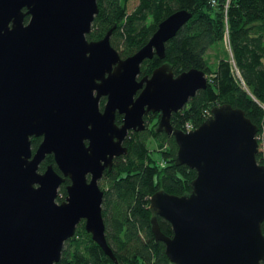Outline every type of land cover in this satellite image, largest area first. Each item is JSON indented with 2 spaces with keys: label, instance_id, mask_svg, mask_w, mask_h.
<instances>
[{
  "label": "water",
  "instance_id": "1",
  "mask_svg": "<svg viewBox=\"0 0 264 264\" xmlns=\"http://www.w3.org/2000/svg\"><path fill=\"white\" fill-rule=\"evenodd\" d=\"M97 13V0H0V264L57 263L80 222L116 261L98 182L127 153L124 140L145 128L149 112L159 113L158 131L173 135L176 164L196 171L187 194L158 190L149 198L153 235L171 263H264L257 126L241 108L220 104L196 128L174 129L171 113L206 88L204 71L174 75L162 63L140 76L144 60L164 58L165 42L191 13L167 15L124 58L110 43L113 27L86 38ZM32 138H40L34 150ZM47 154L56 169L40 171ZM65 178L66 195L57 202ZM157 216L169 222L171 235Z\"/></svg>",
  "mask_w": 264,
  "mask_h": 264
},
{
  "label": "trees",
  "instance_id": "2",
  "mask_svg": "<svg viewBox=\"0 0 264 264\" xmlns=\"http://www.w3.org/2000/svg\"><path fill=\"white\" fill-rule=\"evenodd\" d=\"M129 0H97L88 40L102 38L113 27L110 43L127 57L143 46L158 23L175 10L191 13L189 20L165 42L163 59L154 55L140 66V76L150 75L162 63L169 65L174 75L196 68L207 78L205 89L197 91L179 110L172 112L170 123L174 129L196 128L220 104H230L244 111L257 126L258 151L256 159L264 165V0H138L127 12ZM29 15L24 16L27 22ZM227 36L229 52L217 54L212 67L207 53ZM234 61L237 76L232 70ZM100 100V107L104 103ZM122 116L116 114V122ZM145 128L129 131L124 140L127 153L114 158L99 181L103 190L101 205L105 223V239L116 261L106 255L92 240L80 222L74 235L65 241L61 257L55 264H173L165 254L164 243L156 241L151 229L153 213L149 209L150 196L158 191L184 195L191 190L196 171L176 164L177 145L173 135L158 131L159 113L144 115ZM40 138H32L34 150ZM151 146H153L151 148ZM153 153L156 155H152ZM54 165L47 154L39 166ZM65 178L57 200L65 195ZM160 230L172 234L168 221L157 216ZM264 233V221L261 224ZM264 264V263H262Z\"/></svg>",
  "mask_w": 264,
  "mask_h": 264
},
{
  "label": "rangeland",
  "instance_id": "3",
  "mask_svg": "<svg viewBox=\"0 0 264 264\" xmlns=\"http://www.w3.org/2000/svg\"><path fill=\"white\" fill-rule=\"evenodd\" d=\"M138 4V0H129L126 2V10L127 12H130L132 11L135 6ZM229 43H228V38L227 36L224 38V40L219 44V46L215 47V48H212L211 50L208 51L207 53V57H208V60H209V63L212 67H215L217 65V59H216V56L217 54H219L220 52H222V54H225L223 52V49L226 50L227 52H229ZM117 50L119 51L120 49L117 48ZM230 61V64L232 66V70L234 71L235 75L237 76V70L235 69V66H234V61L233 59L230 57L229 59ZM153 146H151L152 148ZM152 155L154 156L155 154L153 153L152 151ZM156 156V155H155ZM58 196H62L60 194H58ZM64 199V198H63ZM62 199V200H63ZM57 202H59L57 199H56Z\"/></svg>",
  "mask_w": 264,
  "mask_h": 264
},
{
  "label": "built area",
  "instance_id": "4",
  "mask_svg": "<svg viewBox=\"0 0 264 264\" xmlns=\"http://www.w3.org/2000/svg\"><path fill=\"white\" fill-rule=\"evenodd\" d=\"M190 125L186 124V130H190Z\"/></svg>",
  "mask_w": 264,
  "mask_h": 264
},
{
  "label": "flooded vegetation",
  "instance_id": "5",
  "mask_svg": "<svg viewBox=\"0 0 264 264\" xmlns=\"http://www.w3.org/2000/svg\"><path fill=\"white\" fill-rule=\"evenodd\" d=\"M145 125H146V124H145ZM100 180H101V179H100ZM100 180H99V181H100ZM98 183H99V182H98Z\"/></svg>",
  "mask_w": 264,
  "mask_h": 264
},
{
  "label": "bare ground",
  "instance_id": "6",
  "mask_svg": "<svg viewBox=\"0 0 264 264\" xmlns=\"http://www.w3.org/2000/svg\"><path fill=\"white\" fill-rule=\"evenodd\" d=\"M185 131V130H184Z\"/></svg>",
  "mask_w": 264,
  "mask_h": 264
}]
</instances>
